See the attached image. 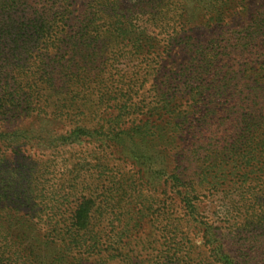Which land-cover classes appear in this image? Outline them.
I'll list each match as a JSON object with an SVG mask.
<instances>
[{"label":"rangeland","instance_id":"374dc122","mask_svg":"<svg viewBox=\"0 0 264 264\" xmlns=\"http://www.w3.org/2000/svg\"><path fill=\"white\" fill-rule=\"evenodd\" d=\"M55 1L0 0V91L2 96L11 98L9 93L17 90L16 100L22 102L18 107L9 103L5 106L7 109L0 115V131L48 126L56 133H66L78 124L94 128L101 116L108 112L115 116L120 112L112 106L122 97L100 99L99 82L109 83L104 89L107 92L115 87L112 81L120 78L125 88H132V101L137 104L135 110L145 109L144 120L150 118L159 123L167 117L169 107L161 96L154 94L171 90L176 96H185L183 91L202 81L197 73L202 69L199 66L202 55L209 58L214 72L224 74L231 70L233 75L236 72L237 80L231 85L234 89V84L248 86L245 79L241 80L243 73L251 80L252 74L258 72L264 80V0H233L229 7L221 8L220 17L215 15L216 9L209 0H74L70 4L72 19L62 26L65 31L60 34L57 29L43 31L40 28L44 24L43 12ZM95 12L102 18L97 24L102 25L96 28L98 41L93 44L94 51L75 55L66 46L54 47L53 42L58 37L74 36L78 28L82 29L84 18ZM118 21L120 24L116 23ZM121 21L125 26L122 33L117 30ZM143 54L151 56L144 58ZM72 55L73 61L70 60ZM71 73L75 76L70 77ZM186 76L191 77L189 83L184 82ZM232 87L227 94L218 97L215 104L230 96ZM127 106L121 110L120 118L106 119V126L116 129L118 123L131 124L134 114H138ZM230 119L228 116L227 123L218 127L221 136H233L235 131L231 130ZM153 130L154 127L149 129ZM197 131L192 130L191 135L184 137L186 146L190 140L194 141L192 138ZM205 132L208 135V129ZM13 140L7 147L0 144V199L5 198L3 201L10 203V207L17 208L0 211V217L4 218L0 222V253L8 255L15 248L4 239L7 235L21 242V249L26 250L31 240L36 239L35 234L47 232L44 218L53 214L52 204L66 198L69 200L66 207L73 210L76 201L89 196L83 190L84 184L99 189L96 194L102 199V188L107 190L112 185L110 180L114 177L111 175L117 176L114 180L124 176L133 179L113 195V201L119 208L118 215L122 216L121 227L142 236L135 245L142 251L136 264H153L158 250L170 248L169 232L174 224L182 222L185 211L178 189H171L165 178L152 179L148 173L139 171L133 160L117 150L116 145L98 137L82 136L77 142L58 149L34 138ZM160 159L169 172L179 164L171 165L168 156L160 155ZM185 165L183 162L182 166ZM5 184L8 189H4ZM202 192L205 194L200 199L202 216L218 228L219 237L228 242L237 261L242 264L247 254L257 252L255 246H261L259 251H264L263 234L259 236L260 242H256L257 238L244 242L228 220L214 214L220 193H210L207 188ZM125 199L136 205L132 206V213L127 211L129 206ZM22 202H29L31 206ZM137 209L141 212L136 216L141 219L135 223L128 217ZM28 215L43 216L42 221L34 218L30 223L31 231L18 224L23 220L21 217L25 219ZM105 225L104 231H110V222L106 221ZM180 229L187 232L195 245L192 250L198 259L194 263L199 259L213 260L210 248L204 246L200 228ZM40 254V251L34 252L35 256ZM84 258L83 264H122L121 252L112 259L87 254ZM164 258L161 264H167Z\"/></svg>","mask_w":264,"mask_h":264},{"label":"trees","instance_id":"16d2710c","mask_svg":"<svg viewBox=\"0 0 264 264\" xmlns=\"http://www.w3.org/2000/svg\"><path fill=\"white\" fill-rule=\"evenodd\" d=\"M73 1L56 0L47 11L43 12L44 24L40 28L43 31H48L50 28L57 29L59 34L64 32L62 26L72 19L70 18L72 13L70 4ZM209 2L216 9L215 15L220 17L223 13L221 8L229 7L234 1L209 0ZM99 19L102 18L97 17L96 12L89 14L83 20L82 29L78 28L79 30L75 31L74 36L68 34L69 36L58 37L53 42L54 47L57 44L60 49L66 46L75 55L94 51L93 44L98 41L96 28L102 25L101 22L97 24ZM103 21L106 23L105 20ZM116 23L120 24V21ZM124 27V23H122L117 26V30L122 33ZM180 27H184V22ZM88 40L89 42H87ZM148 51L146 50V52ZM150 54H143L144 58H149ZM73 57L74 55L70 60L73 61ZM201 59L199 66L202 69L197 73L200 75L198 79L202 81L195 86H190L189 90L183 91L185 96H176L175 91L171 90L164 92V95L158 94L159 92L154 94L155 97L161 96L166 107H169L167 108V117L159 123L153 122L150 118L144 120L145 109L139 107L138 112L135 110L137 104L132 101V88H130L131 86L125 88L121 78L118 81H112L115 87H111L113 90L108 89L107 92L104 89L109 87V83L105 84L102 80L97 88L100 99L118 95L126 97L120 96L121 98H117L118 101L113 104V110L120 111L115 116L114 113L108 112L98 118L94 128H86L85 125L78 124L66 133H56L48 126L17 128L13 131L1 130L0 144L7 147L14 141V138H34L50 148L58 149L62 145L77 142L82 136L98 137L111 142L116 145L117 150L133 160L134 164L140 168L139 171L143 170L154 180L165 178L169 187L174 191L178 189L181 195V206L185 211V218L182 222L174 224V228L169 232L170 248L158 250V255L153 257V264H161L162 257H165L163 260L167 261V264H241L229 250L228 242L219 237L218 228L214 226L213 222L205 220L202 216L200 199L205 195L202 191L206 188L210 193H220L221 198L214 206V214L218 213L225 221L228 220L232 230H235V233L240 235L244 242L246 240L253 241L256 238V242L261 241L259 236L264 235V80L258 75V72L252 74L251 80L246 79L247 73H243L241 80L245 79L248 86L245 87L242 84L243 87H241L240 84H234V89L231 85L233 81L237 80L236 72L234 75L231 70L224 74L214 72L215 68H212L213 65L209 58L202 55ZM193 74L190 75L193 76ZM73 76H75L74 73H71L70 77ZM186 77L184 82L188 81L189 83L191 77ZM129 84L131 83L129 82ZM230 87L233 88L232 94L215 104L216 99L227 94ZM70 91L73 92L72 89ZM15 93L19 95V91L14 90L11 94L9 93L11 98H8L2 96L0 91V115L7 109L5 106L8 103L16 106L22 104L16 100ZM128 102L130 105L127 106ZM125 106L132 108L133 113L137 112L138 114H134L132 123L129 125L118 123L116 129L107 127L106 119L120 118L121 110ZM232 109L235 110L232 111ZM223 113H226L225 116ZM61 114L63 115L65 112L61 111ZM228 116L231 117L229 120L231 130L235 132L233 136L227 134L221 136L218 127L227 123ZM153 127L155 130L150 132L149 129ZM195 129L198 131L192 138L194 141L190 140L189 145L186 146L183 143L186 142L184 137L191 135L192 130ZM206 129H208V135H206ZM218 137H220L219 140ZM147 139L150 140L147 141ZM110 149L113 150V148ZM160 155L168 156L171 165L179 164L173 166L169 172L165 162L160 159ZM183 162H186L185 166H182ZM111 177L116 178L117 176L111 175ZM125 177L117 180L109 179L112 185L107 190L102 188V199L96 194L99 189L84 184L83 190L87 191L86 195L89 196L83 197L82 201H76L73 210L66 207V203H69L66 198L64 201L52 204L50 210L53 211V214L44 218L47 232L43 235L35 234L36 239L31 240L26 250L21 249V242H16L7 235V238L4 239H7V243L12 242L11 244H14L15 248L13 251H9L8 255L6 252L0 253V264H83L86 254L88 256L101 255V257L106 256L107 259H112L117 258L120 252L122 264L138 263L142 251L135 245L142 239V236L136 234L139 232L129 230L130 233L125 230L127 228L121 227L122 216L118 215L120 214L119 208L113 201L115 198L113 195L117 194L120 189L122 190L125 185L127 186L129 180H133L131 177H129L131 179ZM7 185H4V189H8ZM3 200L5 198L1 197L0 211L17 209L10 207V203ZM125 201L129 206L127 211L132 213V206L136 207V205L133 201L127 199ZM24 203L29 205V202ZM62 206L66 208H62ZM138 212L141 210H135L133 213L135 215L130 214L128 218L139 222L138 219L141 218H137ZM0 218L2 223L4 218ZM21 218L23 220L18 221V224L31 231L30 223L34 218L42 221L43 216L28 215L25 219ZM106 221L110 222V231H104ZM180 227L186 228L188 231L192 228H200L203 233L204 246L210 248L211 256H213L212 261L199 259L197 263H194L198 259L192 250L195 245L186 231H180ZM261 242L264 243V240ZM127 247L129 249L123 252L122 249ZM260 248L261 246H255L257 252L247 254V258L242 264H253L254 262H257L254 264H264V251L260 252ZM39 251L41 254L35 256L34 252Z\"/></svg>","mask_w":264,"mask_h":264}]
</instances>
